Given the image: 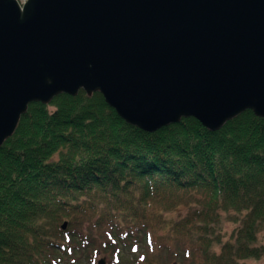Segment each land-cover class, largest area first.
I'll return each instance as SVG.
<instances>
[{
	"label": "trees",
	"instance_id": "1",
	"mask_svg": "<svg viewBox=\"0 0 264 264\" xmlns=\"http://www.w3.org/2000/svg\"><path fill=\"white\" fill-rule=\"evenodd\" d=\"M261 241L264 118L250 110L217 131L181 118L147 133L79 90L29 103L0 146V264L96 249L107 264H248Z\"/></svg>",
	"mask_w": 264,
	"mask_h": 264
},
{
	"label": "water",
	"instance_id": "2",
	"mask_svg": "<svg viewBox=\"0 0 264 264\" xmlns=\"http://www.w3.org/2000/svg\"><path fill=\"white\" fill-rule=\"evenodd\" d=\"M79 90L147 133L264 118V0H0V146L29 103Z\"/></svg>",
	"mask_w": 264,
	"mask_h": 264
},
{
	"label": "rangeland",
	"instance_id": "3",
	"mask_svg": "<svg viewBox=\"0 0 264 264\" xmlns=\"http://www.w3.org/2000/svg\"><path fill=\"white\" fill-rule=\"evenodd\" d=\"M56 157H54V159H55ZM229 229V228H228ZM262 242V244H264V241H261ZM97 247V246H96ZM103 257H105V255L101 252V251H99V250H95V256L93 255V254H91V256L87 259V260H85V262H84V264H94L98 259H101V258H103ZM93 259V262L94 263H91L92 260ZM104 263L105 264H107V258L104 260ZM247 263L248 264H264V259L263 260H261V261H259V262H251V261H247ZM171 264V263H170ZM177 264V263H176Z\"/></svg>",
	"mask_w": 264,
	"mask_h": 264
},
{
	"label": "built area",
	"instance_id": "4",
	"mask_svg": "<svg viewBox=\"0 0 264 264\" xmlns=\"http://www.w3.org/2000/svg\"><path fill=\"white\" fill-rule=\"evenodd\" d=\"M21 1H24V0H21Z\"/></svg>",
	"mask_w": 264,
	"mask_h": 264
}]
</instances>
